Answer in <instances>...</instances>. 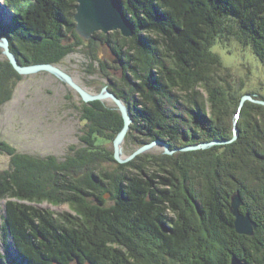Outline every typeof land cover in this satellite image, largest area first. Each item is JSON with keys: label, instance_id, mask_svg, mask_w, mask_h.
<instances>
[{"label": "trees", "instance_id": "obj_1", "mask_svg": "<svg viewBox=\"0 0 264 264\" xmlns=\"http://www.w3.org/2000/svg\"><path fill=\"white\" fill-rule=\"evenodd\" d=\"M23 1L20 7L3 0L14 16L12 24H0L10 51L22 66L58 64L81 42L76 0ZM117 2L133 36L97 33L94 40L114 45L124 72L116 80L138 97L131 103L112 81L110 91L129 107L127 137L134 147L155 139L172 149L230 140V114L239 108L238 88L244 85L232 82L229 67L211 47L218 35L233 37L264 65V0ZM18 79L0 59V105ZM81 111L89 122L81 140L90 148L73 157H81L85 169L91 157H112L91 150L96 142L114 139L123 119L99 101ZM238 118V137L230 144L173 156L139 155L112 175L89 167L80 177L71 170L77 160L59 165L55 158L29 159L8 149L15 170L0 173V202L7 201L2 232L15 252L0 254V264L4 258V264H230L232 255L264 264V105L246 103ZM236 192L243 197V213L257 222L253 237L235 232L230 198ZM45 200L68 204L74 215L28 204Z\"/></svg>", "mask_w": 264, "mask_h": 264}, {"label": "rangeland", "instance_id": "obj_2", "mask_svg": "<svg viewBox=\"0 0 264 264\" xmlns=\"http://www.w3.org/2000/svg\"><path fill=\"white\" fill-rule=\"evenodd\" d=\"M13 2L20 7L24 5L23 0H13ZM0 4V16L6 19V14L11 12V9L4 5L3 0H0ZM114 32L119 31H113L107 34L96 32L95 34L101 33L106 36ZM0 37L5 36L0 32ZM79 39L81 42L75 45L73 50L71 49L72 52L65 54L58 64L53 65H56L58 68L66 72L78 83V85H80V87L92 94L101 93L103 88L110 91V88H113L112 81H115V83L121 85L120 88L124 90L125 95H127L130 98V102L133 103L138 97L131 92L129 93L128 87H126L121 81L116 80L117 78L122 80L121 78L123 77L124 72L123 68L118 66V58L112 52V48H115L114 45H107L106 43L96 41L94 40V35L91 39L86 40L81 37H79ZM109 40L112 41V38H109ZM211 52L218 54L223 65L229 67L230 72L232 73L233 83L235 82L239 85L238 81L241 80L243 82L244 86L238 88L241 99L244 95H251L252 99L262 101L259 99V94L264 95V65L258 60L248 46H244L233 37L226 38L218 35L214 39ZM0 59L7 60L2 53V49H0ZM220 75H223V72H220ZM19 76L20 79H18L13 85L9 99L0 105V173L14 172L15 170L14 167L12 168V157L8 154V149L14 151L15 154H20L29 159L47 161L49 158H55L59 165L65 163L68 158L77 160L74 163L79 166L74 169L71 168V170L80 177L86 176L89 167L90 169H103L108 175H112L115 170H117L118 165L128 163H119L114 157L113 144L118 135L117 133L114 139L106 141L105 144L101 141L96 142L97 146L92 147L91 150L98 151L96 156L101 152L109 151L111 152L112 157H108L107 159L106 157L88 158L90 161L92 158L96 160L99 159L97 160V163L89 161L88 163L90 166H87L88 169H84L85 166L82 164L84 161L81 162L78 160L81 157H73L76 155L77 151L79 152L81 149L90 148V146L86 145L85 142L81 140L82 132L89 124L88 121L82 120L81 110L83 106H88L96 101L84 102L80 95L67 83L48 72L42 71L35 74ZM120 88L117 90H120ZM198 91L202 93L205 99H207V94L204 93L202 89H198ZM114 95L116 96V94ZM131 95H133V97ZM99 102L111 110L115 109L118 111L115 103L110 100ZM246 103L257 104L252 101H246L244 105ZM243 107L242 109L237 108L235 112L232 111L230 114L229 122L232 124V133L233 125L235 122L237 125L239 120L238 116L240 117ZM129 132L130 130L127 132L122 144L124 157L132 154L140 147H134V143H132L131 139L127 137ZM177 153L183 152H174L172 155L168 156H173ZM146 154L160 155L163 154V152L160 149H153ZM111 158L113 161H111ZM156 168H154V170H156ZM94 174L97 176L99 173L96 171ZM95 182L97 183V181ZM93 183L91 182L90 184L92 187H95ZM234 195L230 198V206ZM105 197L108 199L107 205H112L113 201L110 199L111 197L108 194H106ZM240 197L244 205V200L241 194ZM6 202V199L0 202V254L4 257L7 255V251L11 255L15 252L11 245L13 242L12 239L8 240L7 243L3 242L2 223L3 216L5 215ZM28 204H32L37 208L52 211L55 214L68 213L74 215L68 204L52 205L46 200L40 203ZM242 207L243 206L240 207L241 212H243L241 210ZM256 230H254V234ZM254 234L252 236H242L253 237ZM5 260L6 259L4 258L3 264ZM8 264L11 263L8 262Z\"/></svg>", "mask_w": 264, "mask_h": 264}, {"label": "water", "instance_id": "obj_3", "mask_svg": "<svg viewBox=\"0 0 264 264\" xmlns=\"http://www.w3.org/2000/svg\"><path fill=\"white\" fill-rule=\"evenodd\" d=\"M14 16L11 12L6 14V19L0 16V24L7 25L12 24ZM74 20L76 23L75 31L79 37L83 39H91L96 32L107 34L113 31H119L125 38L133 36L134 31L128 20L124 16L117 0H76V8L74 14ZM9 21V22H7ZM0 49H2L3 55L7 58L13 69L19 75H30L37 72H48L55 75L63 82L67 83L74 91H76L84 102L103 101L110 100L115 103L118 111L123 119V127L114 140V157L119 163H126L133 160L139 155L146 154L153 149L162 150L164 155H172L174 152H187L195 150H205L216 145H225L233 142L238 137V128L236 122L233 125V138L230 140H213L209 142H203L192 146H186L182 148L170 149L169 145L161 139L151 141L137 148L132 154L125 156L122 152V144L130 130L132 124V118L129 108L124 102L117 98L114 93L103 88L99 94H92L83 89L78 83L66 72L58 68L53 64H37L22 66L19 64L17 58L10 51L9 42L6 37H0ZM246 101H252L260 105H264V101L254 100L251 95H244L240 101L239 109H242ZM243 206L240 194L236 193L232 198L230 206V212L234 216V229L236 233L245 236H252L254 230L257 229V224L252 220L248 213L240 211V207ZM230 264H247L246 261L241 260L236 255H232Z\"/></svg>", "mask_w": 264, "mask_h": 264}, {"label": "bare ground", "instance_id": "obj_4", "mask_svg": "<svg viewBox=\"0 0 264 264\" xmlns=\"http://www.w3.org/2000/svg\"><path fill=\"white\" fill-rule=\"evenodd\" d=\"M4 3V2H3ZM1 5V4H0ZM191 122V121H190ZM246 146V145H245ZM247 155V154H246Z\"/></svg>", "mask_w": 264, "mask_h": 264}]
</instances>
